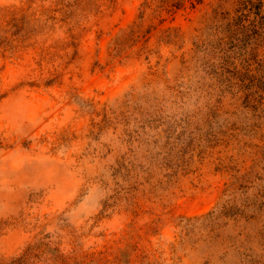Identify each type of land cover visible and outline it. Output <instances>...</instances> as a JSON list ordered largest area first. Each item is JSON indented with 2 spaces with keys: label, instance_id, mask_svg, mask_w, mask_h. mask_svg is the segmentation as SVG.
Masks as SVG:
<instances>
[{
  "label": "rangeland",
  "instance_id": "rangeland-1",
  "mask_svg": "<svg viewBox=\"0 0 264 264\" xmlns=\"http://www.w3.org/2000/svg\"><path fill=\"white\" fill-rule=\"evenodd\" d=\"M20 259L264 264V0H0Z\"/></svg>",
  "mask_w": 264,
  "mask_h": 264
},
{
  "label": "trees",
  "instance_id": "trees-1",
  "mask_svg": "<svg viewBox=\"0 0 264 264\" xmlns=\"http://www.w3.org/2000/svg\"><path fill=\"white\" fill-rule=\"evenodd\" d=\"M17 263H18V264H21V259H20V261H18V262L16 261V262H15V264H17Z\"/></svg>",
  "mask_w": 264,
  "mask_h": 264
}]
</instances>
